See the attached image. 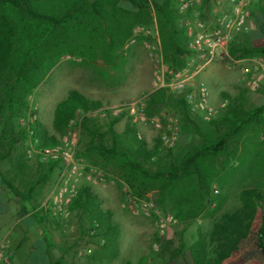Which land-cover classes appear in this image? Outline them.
Returning a JSON list of instances; mask_svg holds the SVG:
<instances>
[{
    "label": "rangeland",
    "instance_id": "obj_1",
    "mask_svg": "<svg viewBox=\"0 0 264 264\" xmlns=\"http://www.w3.org/2000/svg\"><path fill=\"white\" fill-rule=\"evenodd\" d=\"M109 1L112 0H105L103 9L100 10L113 27L112 33L115 39L113 51L96 44L79 46L78 42L73 41L70 50H64L52 65L38 76L34 86L23 96V103L17 113L9 118L0 117V147L3 145L4 148L5 143L7 144L10 139L17 138L20 129L24 127L21 119L27 116L30 111L36 116L33 127L37 128L36 137L38 140L43 139V136L51 135H54L57 140L62 139L76 124L71 123L64 130L57 131L53 126L54 109L71 89H77L91 99L100 101L102 106H118L141 96L150 95L157 89L155 82L168 83L171 80V73L174 70L164 62L159 26L152 5V3H162L166 0H151L149 8L138 18L134 15H126L122 11H113L112 3ZM182 1H169L173 9L177 11V20L181 26L184 18L194 19V13L204 21L210 22L216 14L228 13L231 8L229 0H198L191 9L182 12L180 10ZM118 6L126 8L128 3L125 0H119ZM259 6L264 7V0L250 5L249 19L257 21ZM32 7L34 10L58 14L66 9V6L59 2L52 6L45 3H34ZM0 13L15 17L23 23L29 22L28 17L14 10L0 8ZM111 13L116 14L111 16ZM184 30L181 35L182 41L189 49L191 37L186 29ZM77 34L80 35V32L75 31L70 36L74 37ZM247 35L250 37L248 31H244L235 38L238 40L243 36L246 38ZM236 40L229 42L227 52L223 54L222 58L206 64L194 76L192 83L195 85L199 81L205 82L210 91L212 104L219 105L224 98L227 99L228 104L232 98L240 96L245 99V105L250 107L254 105L255 94L257 92L264 93V84L261 81L263 78L260 77L262 68L259 62L247 59L250 57L240 58L236 54H231L229 46L233 45V42H237ZM249 42L246 41V43ZM189 56L190 53L186 55L185 65ZM245 67H250L257 75L253 86L247 84L249 75L243 72ZM15 73L16 70L10 68H6L0 73V87L12 84L15 80ZM222 87L224 88L222 89ZM167 90L172 92L168 88ZM17 92L24 93L22 86H18ZM144 114V120L134 119L127 111L123 110L118 115L117 122L112 126L110 125L112 116L109 113L106 116L89 115L86 128L80 129L76 150V156L83 166L79 188L88 186L89 191L94 195V202L98 203L101 209L112 212V220L118 227L116 245L118 254L113 257L110 249L105 251L101 249L103 240L100 236L94 235L91 230L89 211L70 206V214L67 217H58L50 211V192L59 167L56 165L50 176L45 182L38 184L35 193L27 201L29 211L37 212V217L32 216L37 226L32 238L37 239L39 236H43L34 242L33 250L30 249L32 263L44 261L48 253L52 260L60 259V264H86L91 258L97 264H105L107 260L110 261V264H123L122 262L127 256L140 257L144 254L146 256L151 254L155 258L152 263L147 262L146 264H163L165 262L164 252L174 244L169 241L172 227L179 230L184 222L176 220L174 223L167 224L163 235L159 236L156 219L152 215L135 211L129 206V191L121 179L119 168L115 162L107 161L92 145H89L91 140L98 139L97 136L92 135L93 129H97L102 135V142L108 147L117 143L120 148H134L137 144L135 138H137L143 140L148 149H154L160 145V133L169 128H175L178 135L174 144L168 147L169 149H158L155 159L146 163L149 169L154 170L158 166L157 161L161 158L167 157V159L175 160L188 147L202 142L192 125L181 119L179 111L172 105V102H152L150 104L146 102ZM219 115L218 113L216 117ZM192 117L204 131L215 132L208 122L201 121L193 112ZM154 120L160 122L161 128L154 125ZM261 140L264 141V136L261 137ZM25 146L26 138H19L11 152V163L7 162V166L12 172L17 173L19 179L17 181L22 190L28 186L30 180H35L40 176L47 166L46 164L38 166L36 161L28 159L25 155ZM90 168L100 169L104 178L100 179L94 174L88 178ZM259 180L252 181L255 185L261 186L262 183ZM226 182L223 185L218 182L212 184L208 205L212 206L226 191L228 192L225 193L228 201L237 200L238 196L230 190V181ZM136 197L140 200L151 199L156 202L158 190L154 186L146 190L141 197ZM166 212L173 214L170 207H167ZM185 230L186 234L190 235L193 234L194 227L193 225L186 226ZM156 237H159L160 241H156L157 245L154 246ZM47 243L49 245L48 253H46ZM45 263L48 264L47 259Z\"/></svg>",
    "mask_w": 264,
    "mask_h": 264
},
{
    "label": "trees",
    "instance_id": "obj_2",
    "mask_svg": "<svg viewBox=\"0 0 264 264\" xmlns=\"http://www.w3.org/2000/svg\"><path fill=\"white\" fill-rule=\"evenodd\" d=\"M104 1L0 0V8L23 13L29 18V22L23 23L15 17L0 13V73L6 68L16 70L12 84L0 87V117L9 118L17 113L23 103V96L34 86L38 76L51 66L64 50H70L73 41L78 42L79 46L96 44L113 51L115 47L113 27L100 10L103 9ZM118 1H109L112 3L113 11H122L137 18L142 16L151 4V0H125L128 7L121 8ZM169 1L152 5L159 26L164 62L176 71L185 65V58L190 49L182 41L181 35L185 28L178 22L177 11ZM56 2L66 6L59 14L34 10L32 7L34 3L52 6ZM259 7L260 11L264 12V7ZM115 14L111 13V16ZM75 31L80 32V35H74V38L70 35ZM238 34L240 32L232 41L236 40ZM245 37H240L229 46L231 54H236L240 58L264 56V43L253 44L248 35ZM246 41H250L251 44ZM18 86H22L24 93L17 92ZM146 102L148 104L172 102L181 119L192 125L202 142L188 147L175 160L161 158L157 161V168L151 170L146 163L155 159L159 146L148 149L143 140L135 138L137 144L134 148H120L117 143L108 147L102 142L100 132L93 129L92 135L98 139L91 140L89 145L107 161L115 162L130 194L141 197L146 190L155 186L158 190L156 204L165 212L167 207H170L176 220L188 221L206 210L212 184L229 181L230 173L237 170L253 171L255 172L253 180L260 179L259 181L264 183V141L261 140L264 136V102L247 107L244 98L240 96L232 98L225 108L220 110L218 117L204 121L215 129L214 133L211 130L204 131L196 124L185 94H173L166 87H160L147 96ZM100 106H102L100 101L91 99L77 89H71L55 106L53 126L57 131H62L72 120L81 117V128L84 129L89 119L88 112ZM118 119V115L112 116L110 125H114ZM33 131L36 136L37 128L33 127ZM26 136L27 131L23 127L17 138L7 142V147L13 149L16 141ZM42 138L39 144L44 146L54 145L60 141L54 135ZM1 156L4 158L5 154L2 153ZM43 164L47 165L45 171L35 180H30L24 190H18L5 179L24 203L31 199L36 185L45 182L56 165L59 166L58 162H37L38 166ZM93 199L94 195L88 186H83L78 189L77 196L70 206L89 211L91 230L103 240L101 249L103 251L110 249L115 257L118 254L116 246L118 227L112 220V212L101 209ZM241 200L244 204L264 202V193L256 187L248 186L242 190ZM31 215L37 217V212L33 211ZM242 225L243 218L238 212L225 213L222 221L212 230V236L221 235L218 257L208 258L201 264H219L223 254L233 249L235 241L246 233ZM229 234L233 237L230 238ZM155 241H160V238L156 237ZM48 246L47 243L46 253ZM47 255L48 264L61 263L60 259L52 260L51 255L49 253ZM124 264L131 262L126 261Z\"/></svg>",
    "mask_w": 264,
    "mask_h": 264
},
{
    "label": "built area",
    "instance_id": "obj_3",
    "mask_svg": "<svg viewBox=\"0 0 264 264\" xmlns=\"http://www.w3.org/2000/svg\"><path fill=\"white\" fill-rule=\"evenodd\" d=\"M256 0H229L231 8L228 13L216 14L210 22L203 19L184 18L182 24L190 35L189 42L190 56L186 65L179 70L173 71L171 80L168 83L155 82V88L166 87L176 94H185L191 111L203 121H210L227 104L224 98L219 105L210 102V91L205 82L192 83L194 76L201 69L213 60H218L227 52L228 44L239 32L248 31L247 20L249 7ZM198 0H183L180 4L182 12L191 9ZM257 68V67H256ZM243 72L248 76L247 84L253 86L257 75L250 67H245ZM147 95L137 99L124 102L120 105L100 106L88 112V115L98 114L106 116H117L121 111H127L134 119H145L144 109ZM36 116L31 111L21 119L27 131L25 155L28 159L36 162L48 163L58 162V172L50 192V211L58 217H67L70 214V204L77 196L79 179L82 175L83 166L76 156L81 129V117L70 122L76 124L70 129L60 141L54 145H40L38 138L34 135L33 123ZM154 125L161 128L158 120ZM177 130L169 128L162 131L159 136L160 145L158 149L171 147L177 140ZM94 174L100 179L104 174L100 169L90 168L88 178ZM129 206L135 211H141L146 215H152L156 219L159 236H162L165 226L176 221L174 215L163 211L151 199L140 200L135 195L128 193ZM154 246L157 245L155 241ZM0 264H11L9 246L4 240H0Z\"/></svg>",
    "mask_w": 264,
    "mask_h": 264
},
{
    "label": "crops",
    "instance_id": "obj_4",
    "mask_svg": "<svg viewBox=\"0 0 264 264\" xmlns=\"http://www.w3.org/2000/svg\"><path fill=\"white\" fill-rule=\"evenodd\" d=\"M257 1L259 0L255 2ZM258 13L257 21L249 18L247 20L248 33L253 44L264 43V12L259 11ZM247 59L259 62L262 68L260 77L263 78L261 81L264 84V56H252ZM262 102H264V93L257 92L254 104ZM12 150L7 147L6 143L4 148L3 145L0 147V240H4L9 246L11 264H46V259L49 263L48 255L42 262L32 263L31 261L34 242L43 236H39L37 239L32 238L37 226L32 219L27 202L24 203L5 181V179L10 181L18 190H22L18 184L17 173L12 172L7 166V162L11 163ZM2 153L5 154L4 158L1 156ZM254 175L255 172L247 170L230 173L229 187H231V192L238 196L236 201H228L226 198L228 192L224 190L227 193L224 192L223 196L212 206L207 205L202 214L188 221H180L184 222L181 229L172 227L169 241L174 244L165 250L163 264H195V262L201 264L208 258H217L220 251L218 248L219 236L221 235L212 236V230L222 221V216L225 213L233 212H238L243 218L242 227L246 233L235 241L233 249L223 252L219 264H264V202L244 204L241 200V192L248 186L256 187L264 193V183L261 186L255 185L252 181ZM226 183L223 181L221 184ZM37 187L38 185H36L33 194ZM192 225L194 227L193 234H186V226ZM229 237L233 236L229 234ZM154 259L151 254L148 256L144 254L140 257H131L130 255L122 263L130 261L131 264H146L147 262L152 263ZM86 264H97V262L91 258ZM105 264H110V261L107 260Z\"/></svg>",
    "mask_w": 264,
    "mask_h": 264
}]
</instances>
